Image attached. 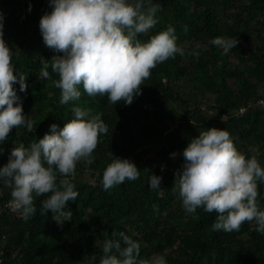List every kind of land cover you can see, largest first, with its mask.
<instances>
[{
  "label": "trees",
  "instance_id": "trees-1",
  "mask_svg": "<svg viewBox=\"0 0 264 264\" xmlns=\"http://www.w3.org/2000/svg\"><path fill=\"white\" fill-rule=\"evenodd\" d=\"M154 2L161 5L157 13L160 19L138 37L141 42L171 25L177 43L189 40L198 46L204 42L195 40L214 31L216 37L237 39V46L219 56L199 46L198 58L177 54L158 64L130 105L123 101L111 104L107 96L90 97L82 86L79 101L62 105L60 89L52 83L58 79L56 74H51L52 79L40 76L42 61L62 55L45 45L39 27L41 17L52 10L49 0H0L3 38L13 52L15 72L27 76L26 92L20 91L18 82L13 87L23 103L24 115L35 121L31 132L14 127L0 142V167L8 162L15 146L38 142L50 133L52 124L63 128L74 118V106L90 109L92 115L102 114L109 128L100 136L94 162H78L68 177L79 195L76 201L68 202L66 210L71 209L73 218L63 226L53 220L51 210L41 214V201L46 196L35 198L37 212L25 221L20 212L7 207L11 189L0 183V264H100L104 241L119 239L120 232L140 243V259L161 255L167 264H264V234L255 230V221L245 222L239 231H214L217 213L198 208L189 214L182 207L178 190L173 191L176 172L182 171L184 149L199 132L211 127L227 130L237 149L248 158L256 154L264 168L259 152H264V104H259L264 102V95H259V88H264V0H177L172 7L160 0ZM185 61L191 65L182 66ZM255 103L262 109L252 114ZM173 104L184 110L168 114ZM203 104L217 112L216 118L203 115ZM241 109L245 112L237 114ZM222 117L225 120L218 121ZM171 125L175 128L164 137ZM245 127H255L257 135H248ZM112 130H120L118 140L107 137ZM149 141L163 143L151 157ZM173 153L177 155L167 157ZM115 157L133 161L140 178L105 190L103 171ZM153 173L162 177L160 189L149 187L148 178ZM85 174L98 183L88 184ZM258 192L257 203L264 210V182H258Z\"/></svg>",
  "mask_w": 264,
  "mask_h": 264
},
{
  "label": "clouds",
  "instance_id": "clouds-1",
  "mask_svg": "<svg viewBox=\"0 0 264 264\" xmlns=\"http://www.w3.org/2000/svg\"><path fill=\"white\" fill-rule=\"evenodd\" d=\"M49 5L52 10L41 17L40 31L45 45L62 55L42 61L40 76L52 79L51 74H56L58 79L52 83L60 89L62 105L79 101L81 86L90 97L107 96L111 104L123 101L130 105L158 64L177 54L185 56L171 25L147 42L138 38L158 23L161 5L154 0H49ZM3 28L0 11V142L12 128L25 127L31 132L35 123L24 115L23 103L13 87L18 82L20 91L26 92L27 76L16 74ZM210 43L227 54L238 40L216 37ZM188 55L198 58L200 53L194 50ZM72 112L74 118L63 128L52 124L50 133L38 142L15 146L8 162L0 167V183L11 189L7 207L20 212L25 221L36 214L35 198L42 196L47 197L41 201L42 215L51 210L53 220L61 226L73 218L66 206L76 201L79 193L68 177L78 162H94L100 136L109 128L102 114L92 115L90 109L80 106H74ZM183 157L173 191L178 190L187 213L194 214L198 208L217 213L214 231H239L245 222L255 221V230L264 234V210L257 203L264 168L256 154L248 158L237 149L227 130L211 127L190 140ZM139 178L133 161L115 157L103 171L102 186L108 190ZM161 181L162 177L153 173L148 178L149 187L160 189ZM102 252L100 264H166L161 255L151 261L140 259V243L124 232L119 233V239H106Z\"/></svg>",
  "mask_w": 264,
  "mask_h": 264
},
{
  "label": "rangeland",
  "instance_id": "rangeland-1",
  "mask_svg": "<svg viewBox=\"0 0 264 264\" xmlns=\"http://www.w3.org/2000/svg\"><path fill=\"white\" fill-rule=\"evenodd\" d=\"M161 2H162V4H164V5H166V6H169V7H172V6H174L175 4H176V1L177 0H160ZM158 19H160V18H158ZM261 20H263L264 21V18H261ZM214 38H216V32H214V31H209L208 33H207V35L206 36H204V38L201 40V39H198V40H195V41H197V43H202V42H204V43H202V44H200V45H198V46H200V47H202V50H205V49H212V51L213 52H215L214 53V56H219L220 54H223V49H221V48H219V47H217V46H214L213 44H211L210 43V41L212 40V39H214ZM37 40V39H36ZM257 42L260 44V42H262L260 39L259 40H257ZM194 42H191V41H183V42H181V43H177L178 44V46H181V47H183L184 49H185V55L186 56H191V55H188V53H190V52H193L194 50L195 51H198L197 50V44H193ZM251 43V42H250ZM250 43L248 44V45H250ZM12 45L15 47V48H17V49H22V45H20V44H17V43H15V42H12ZM43 59H45V58H42V60ZM186 66V67H189L191 64H190V62L189 61H185V62H183L182 63V66ZM201 65L202 66H205V61H202L201 60ZM221 67V61H219L218 62V68H220ZM235 90H234V88H233V94L232 95H235V92H234ZM236 95H237V93H236ZM259 95H264V88L263 87H260L259 88ZM208 97L209 98H211V96H209L208 95ZM173 108H171L169 111H168V114H170V113H172L173 111H183L184 110V108L182 107V106H179L178 104H173ZM178 107V108H177ZM251 107H253L252 108V114H254L258 109H262V108H260V107H258V105L255 103V104H253ZM242 110L243 109H241V112H237V114H239V113H242ZM201 112L203 113V115L206 117V118H216L215 117V115H216V111H212V110H209L208 109V105H206V104H203V106H202V108H201ZM236 114V113H235ZM225 118L226 117H222V119L220 118V119H218V121H220V122H222V121H224L225 120ZM252 127V126H251ZM251 127H248V128H244V130L246 131V133L248 134V135H251V136H256L257 135V129L255 128V127H253V128H251ZM175 128V126L174 125H171L170 126V128L168 129V130H165V132H164V137H167V134L169 135L170 134V132L173 130ZM119 133H120V130H112L111 131V133H109V135H107V137H109L111 140H114V139H116V140H118V135H119ZM148 139H155L154 137H148V136H146ZM100 143L102 142V139L99 141ZM148 144H149V148H150V155H149V157H151L154 153H155V151H158L159 149H161L162 148V146H163V143H157V142H152V141H149L148 142ZM259 152H261V154H262V156H263V158H264V152L262 151V150H260L259 149ZM148 158V157H147ZM86 175V177H87V182H88V184H90V185H95V184H97L98 183V181L97 180H95V179H93V178H89V175L88 174H85ZM149 261H151V259L149 260ZM167 264V263H166Z\"/></svg>",
  "mask_w": 264,
  "mask_h": 264
},
{
  "label": "built area",
  "instance_id": "built-area-1",
  "mask_svg": "<svg viewBox=\"0 0 264 264\" xmlns=\"http://www.w3.org/2000/svg\"><path fill=\"white\" fill-rule=\"evenodd\" d=\"M259 104H264V102L263 101H260ZM244 112H245V109L242 110V113H244ZM171 156H172V154L168 155L167 157L169 158Z\"/></svg>",
  "mask_w": 264,
  "mask_h": 264
}]
</instances>
